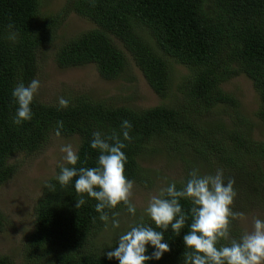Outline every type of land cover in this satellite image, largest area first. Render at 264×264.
<instances>
[{
    "label": "trees",
    "instance_id": "16d2710c",
    "mask_svg": "<svg viewBox=\"0 0 264 264\" xmlns=\"http://www.w3.org/2000/svg\"><path fill=\"white\" fill-rule=\"evenodd\" d=\"M42 1L0 0V186L17 171L10 159L17 153L43 149L57 135V121H63L59 137L78 138L80 161L76 167H93L98 151L89 145L92 133L118 132L121 121L127 119L132 124L131 139L124 141L122 151L127 156L128 179L148 186L153 167L146 166L145 159L164 149L163 154H173L181 163V175L166 180V185L175 182L177 188L182 187L193 168L203 175L220 168L226 182L235 181L233 211L264 213V140L253 137L240 100L223 87L231 78L247 75L259 93L257 115L264 126V0H65L61 8L47 12L41 11ZM72 13L93 21L96 27L63 41L56 53L59 66L94 64L103 78L116 79L129 67L130 59L163 101L142 108L64 91L62 97L69 105L57 110L58 101L45 103L35 95L32 119L14 125L17 105L12 89L20 81L27 84L38 79L39 57ZM10 31L17 34L14 43L7 39ZM177 66L187 71L179 78ZM56 173L44 182L36 205L35 228L27 238L32 260L118 264L103 254L116 246L120 234L141 218L155 228L145 215L110 241L97 239L104 222L95 211L96 201L86 197V204L76 209L74 188H61L54 179ZM180 203L187 212L190 203ZM123 209L127 206L118 205L109 211V217L112 211ZM5 221L0 211V231ZM190 222L186 221L180 236L165 232L171 251L149 264H182V237ZM242 232L238 218L230 225V233L238 237ZM0 264L16 263L2 254Z\"/></svg>",
    "mask_w": 264,
    "mask_h": 264
},
{
    "label": "clouds",
    "instance_id": "9594fccd",
    "mask_svg": "<svg viewBox=\"0 0 264 264\" xmlns=\"http://www.w3.org/2000/svg\"><path fill=\"white\" fill-rule=\"evenodd\" d=\"M16 38L17 34L10 31L7 39L14 43ZM39 88V79L33 78L27 84L18 82L12 89V100L17 105L12 117L14 125L32 119L31 105ZM68 105V99L58 98L57 110L67 108ZM57 125L56 134L59 135L63 121H57ZM131 128V122L124 119L118 132L92 133L89 145L98 151L93 167H76L80 161L78 147L64 144L59 149L63 153L64 163L58 164L59 171L54 179L61 188L72 185L78 197L76 209L86 204V197L94 199L95 211L105 228H108L109 221L113 229L120 227V220L117 219L119 213L112 211L111 218L108 214L118 205H126L130 214L135 215L136 212L129 199L134 181L125 176L127 156L122 151L126 148L124 141L131 139ZM234 183L232 179L225 181L224 171L220 168L208 175L201 174L198 169H191L182 187L177 188L175 182H169L160 189L158 195L149 198L144 213L155 228L143 223L141 218V222L120 234L116 246L110 247L111 250L103 255L109 261L115 259L118 264H149L150 261H159L165 253L171 251L165 232L171 230L180 236L186 221L190 219L188 231L182 237V264H264V219L257 217L252 230L244 231L238 237L230 233L232 222L243 216V213L235 212L232 208L236 196ZM45 186L54 188L47 183ZM181 200L190 203L187 212L183 210ZM222 240L226 243L221 244Z\"/></svg>",
    "mask_w": 264,
    "mask_h": 264
},
{
    "label": "rangeland",
    "instance_id": "374dc122",
    "mask_svg": "<svg viewBox=\"0 0 264 264\" xmlns=\"http://www.w3.org/2000/svg\"><path fill=\"white\" fill-rule=\"evenodd\" d=\"M64 2L65 0H43L41 11H55L61 8ZM94 27L96 24L93 21L77 13H72L58 26L53 42L44 48L39 57L40 88L36 95L45 103L58 101L64 91L88 93L117 104L142 108L162 102V97L151 89L140 68L132 60L130 63V59L129 67L116 79L103 78L94 64L67 67L57 64L56 53L64 44L63 41ZM118 44L124 48L121 42ZM186 72L180 66L176 67L178 78L181 73ZM223 87L237 95L241 113L250 119L253 137L264 140V126L257 115L260 97L253 81L247 75L240 74L223 83ZM64 144H72L76 148L78 138L52 135L43 149L34 153H17L10 159L17 164V171L11 179L0 186V211L6 219L5 227L0 231V255L11 256L16 264H46L29 257L27 238L35 228L36 205L42 194L44 182L56 173L58 164L64 163L63 153L59 150ZM163 153L164 149L156 150L151 159L147 157L145 159L144 164L153 167L149 185L134 183L129 199L136 208L135 215L130 214L127 209L120 210L117 217L120 220V227L113 229L109 221L108 228L104 226L97 239L107 237L110 241L117 232L125 230L134 220L145 217L144 208L147 207L149 198L159 194L160 189L166 186V180L181 175L179 159L173 154ZM257 217L264 219V213L257 209L243 212V216L239 218L241 228L244 231H251Z\"/></svg>",
    "mask_w": 264,
    "mask_h": 264
}]
</instances>
